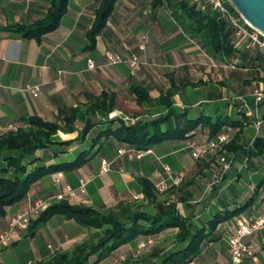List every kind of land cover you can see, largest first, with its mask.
Here are the masks:
<instances>
[{"label":"crops","instance_id":"crops-1","mask_svg":"<svg viewBox=\"0 0 264 264\" xmlns=\"http://www.w3.org/2000/svg\"><path fill=\"white\" fill-rule=\"evenodd\" d=\"M51 1L0 0V133L30 115L64 123V112L76 107L79 113L74 129L59 130L49 146L37 149L31 167L69 163L82 153L86 160L34 182L25 198L0 215V231L9 226L13 215L38 198L48 199V204L67 198L101 210L130 202L151 212L159 203L174 202L192 229L209 228L213 218L226 216L188 264H230V234L239 220L264 207V154L246 161L241 151L227 152L231 165L223 172L219 149L195 157L189 146L202 147L210 138L208 127L197 128L187 138L170 137L138 151L111 135L97 137L108 120L87 109L92 98L107 91L117 95V105L111 111L130 115L129 109L138 108L142 113L132 115L135 119L159 116L166 109L157 100L174 83V105L189 118L227 114L239 119L247 115L250 122L238 141L245 144L264 136V123L258 128L255 122L256 118L264 121V98H256V91L264 90L263 69L214 60L179 26L166 1L154 5V0H117L94 48L88 47L87 32L101 0H69L59 26L40 41L9 27L43 18ZM107 50L127 58L136 56L138 67L133 69L126 61L111 62ZM134 86L146 88L152 100L139 105ZM90 120L94 125L82 136ZM228 131L232 138L238 127ZM103 158L111 161L105 172L100 168ZM83 177L87 181L82 186ZM177 177L181 178L178 183ZM144 178L156 187L154 201L145 196ZM159 183L165 184L163 190L157 187ZM178 231L177 226H171L155 235L140 236L114 254L128 257L154 246L166 250L180 246L186 242L177 239ZM89 235L90 229L76 220L54 215L32 235L26 229L18 231L0 249V264H36L57 251L71 249ZM245 241L254 253L243 264H264V228L247 235ZM111 260L108 257L98 264H111Z\"/></svg>","mask_w":264,"mask_h":264},{"label":"trees","instance_id":"trees-1","mask_svg":"<svg viewBox=\"0 0 264 264\" xmlns=\"http://www.w3.org/2000/svg\"><path fill=\"white\" fill-rule=\"evenodd\" d=\"M117 0H101L96 10V16L87 35L89 48H94L98 34L105 27L109 15L112 13ZM166 1L172 6V15L186 34L195 38L202 48L214 60L233 64L240 68H262L264 71V50L258 46H248L243 38L235 35L230 22L221 16L211 6H202L194 0H154V5ZM69 0H52L47 14L31 24H13L26 37H34L38 41L42 36L59 26L62 15L68 9ZM231 8L234 7L231 5ZM260 79L264 80V76ZM137 103L142 105L152 98L146 88L134 86ZM176 86L172 83L166 93L158 98V102L166 109L159 116L146 119L138 118L127 123L123 118H109V112L117 105L114 92L103 91L92 98L87 112L101 115L108 120L97 137L113 136L119 141L129 144L137 150L148 149L154 143L170 138H187L190 133L200 127H208L210 138L216 139L219 133H228V141L219 149L223 154L227 152H243L246 161L257 154H264V136H256L248 143H239V133L248 125V116L233 119L227 114L215 117L201 115L189 118L186 111L174 105L173 95ZM79 108H71L64 112V123L47 120L39 115L21 118L16 129H6L0 133V215H5L8 206L25 198L31 185L44 175L61 169L80 166L85 160L82 153L69 163L36 164L35 151L49 146L59 130L72 131L78 117ZM137 116V114H136ZM264 121L261 122L260 128ZM94 125L88 121L82 136H85ZM238 127L234 137H230L229 129ZM143 189L145 196L151 201L157 199L155 185L144 178ZM54 215L72 218L90 229V235L85 240L76 243L71 249L60 250L50 258L40 260L36 264H98L102 260L112 257L111 264H188L197 257L203 247V242L215 230L226 216L218 215L209 222V228L192 229L188 218L182 216L174 202L159 203L156 211L145 209L142 204L120 202L114 207L101 210L83 203H73L67 198L50 203L38 215L32 217L28 234L36 232L41 223ZM177 226V239L186 242L180 246L165 249L154 246L136 256L125 257L120 263L113 260L120 255L115 251L123 244L129 243L140 236L155 235L164 229Z\"/></svg>","mask_w":264,"mask_h":264},{"label":"built area","instance_id":"built-area-1","mask_svg":"<svg viewBox=\"0 0 264 264\" xmlns=\"http://www.w3.org/2000/svg\"><path fill=\"white\" fill-rule=\"evenodd\" d=\"M196 2L202 3V6H211L215 9L221 16L225 17L234 28L235 35L239 38L246 40L248 46H258L264 50V32L253 26L232 4L231 0H194ZM231 5L234 9L231 8ZM106 55L109 60L113 63L126 61L130 63L133 69L138 67V59L136 56L124 57L120 53L113 52L111 50L106 51ZM91 65L93 63L91 62ZM234 66V65H233ZM34 94H37L34 91ZM256 98L260 100L264 98V90L259 89L256 91ZM110 118L120 117L123 118L127 123L134 121V117L123 113L120 110H113L109 113ZM256 125L260 128L262 120L256 118ZM17 126L14 124H9L6 129H16ZM228 141V133H219L216 139L208 142L207 147H197L194 144H189L192 147V153L195 157H200L210 149H220L222 145ZM119 151H123L120 149ZM141 151V150H138ZM140 154V152H139ZM222 163L223 172L227 170L231 162L225 154L220 155L219 158ZM101 171L105 172L111 168V161L107 158H103L101 161ZM178 183L181 178L177 177L174 179ZM87 179L81 178V185H85ZM157 187L161 190L165 188L164 183L157 184ZM70 194H75L73 190H70ZM62 198L63 195L58 196ZM49 200L45 198H38L29 205L26 209L21 212L16 213L10 218L9 226L0 231V249L7 246L14 235L20 231L28 228L29 222L32 217L38 215L43 209H45L49 204ZM264 228V207L256 214L250 217H245L239 220L237 228L230 234L229 241V252H230V264H243L244 260L252 256L254 251L250 244L245 241V237L252 234L256 230ZM143 245V244H142ZM125 256L120 255L113 260V263H120L124 260Z\"/></svg>","mask_w":264,"mask_h":264},{"label":"water","instance_id":"water-1","mask_svg":"<svg viewBox=\"0 0 264 264\" xmlns=\"http://www.w3.org/2000/svg\"><path fill=\"white\" fill-rule=\"evenodd\" d=\"M253 26L264 32V0H231Z\"/></svg>","mask_w":264,"mask_h":264},{"label":"rangeland","instance_id":"rangeland-1","mask_svg":"<svg viewBox=\"0 0 264 264\" xmlns=\"http://www.w3.org/2000/svg\"><path fill=\"white\" fill-rule=\"evenodd\" d=\"M129 114H130V116H132V115H139V114H141L142 112L140 111V109H138V108H131V109H129V112H128ZM134 120H136V119H134Z\"/></svg>","mask_w":264,"mask_h":264}]
</instances>
